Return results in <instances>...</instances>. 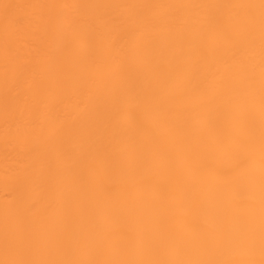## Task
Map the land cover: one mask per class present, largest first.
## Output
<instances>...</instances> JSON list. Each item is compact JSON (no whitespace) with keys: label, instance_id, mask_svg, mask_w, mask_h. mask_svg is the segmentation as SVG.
Wrapping results in <instances>:
<instances>
[{"label":"bare ground","instance_id":"bare-ground-1","mask_svg":"<svg viewBox=\"0 0 264 264\" xmlns=\"http://www.w3.org/2000/svg\"><path fill=\"white\" fill-rule=\"evenodd\" d=\"M0 264H264L262 0H0Z\"/></svg>","mask_w":264,"mask_h":264},{"label":"snow or ice","instance_id":"snow-or-ice-1","mask_svg":"<svg viewBox=\"0 0 264 264\" xmlns=\"http://www.w3.org/2000/svg\"><path fill=\"white\" fill-rule=\"evenodd\" d=\"M262 3H264V0H262Z\"/></svg>","mask_w":264,"mask_h":264}]
</instances>
